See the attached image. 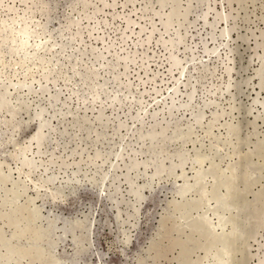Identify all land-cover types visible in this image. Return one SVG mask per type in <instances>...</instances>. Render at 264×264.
Masks as SVG:
<instances>
[{
	"label": "rangeland",
	"instance_id": "rangeland-1",
	"mask_svg": "<svg viewBox=\"0 0 264 264\" xmlns=\"http://www.w3.org/2000/svg\"><path fill=\"white\" fill-rule=\"evenodd\" d=\"M1 95L0 264L264 263V0H0Z\"/></svg>",
	"mask_w": 264,
	"mask_h": 264
},
{
	"label": "bare ground",
	"instance_id": "bare-ground-1",
	"mask_svg": "<svg viewBox=\"0 0 264 264\" xmlns=\"http://www.w3.org/2000/svg\"><path fill=\"white\" fill-rule=\"evenodd\" d=\"M228 32V31H227ZM24 44V43H23ZM172 63L173 64H177V60H175V59H173V61H172ZM1 97L2 98H0V99H2V101H3V96L1 95ZM1 101V100H0ZM5 103V102H4ZM0 104H3V103H1L0 102ZM5 105H6V103H5ZM2 108V107H1ZM40 112V111H39ZM37 114H39V113H37ZM36 114V116L38 117V115ZM42 114V113H41ZM40 115V114H39ZM40 122H38V124H39ZM46 124V123H45ZM44 125V124H43ZM45 126V125H44ZM43 126V127H44ZM41 127H42V124L40 123L39 125H37V129H36V131L34 132V134L31 136V139H35V141H37L39 144H40V139H41V136H43V135H41L42 133H41V131H43V130H41ZM153 133V132H152ZM148 135V137H151V138H153V135H154V133L153 134H151V133H148L147 134ZM161 136H163V134L161 135ZM151 138H149L150 140H151ZM42 139H44V137L42 138ZM42 143V142H41ZM37 144V143H36ZM38 145V144H37ZM39 146V145H38ZM185 160V159H184ZM183 162V161H182ZM176 167V166H175ZM161 168V167H160ZM159 171V170H158ZM159 172H161V171H159ZM137 190V189H136ZM133 191V190H132ZM139 192V191H138ZM138 192H134L135 194H137ZM140 193V196H141V193L142 192H139ZM138 195V194H137ZM138 197H139V195H138ZM138 199V198H137ZM141 201V200H140ZM257 243V242H256ZM218 260H220V259H218ZM222 260V259H221ZM226 260V259H225ZM220 263V262H219ZM213 264H215V263H213ZM222 264V263H221ZM258 264H264L261 260L258 262Z\"/></svg>",
	"mask_w": 264,
	"mask_h": 264
}]
</instances>
